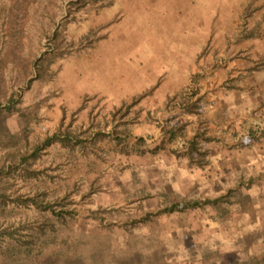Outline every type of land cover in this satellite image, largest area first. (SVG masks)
Segmentation results:
<instances>
[{
	"label": "rangeland",
	"instance_id": "1",
	"mask_svg": "<svg viewBox=\"0 0 264 264\" xmlns=\"http://www.w3.org/2000/svg\"><path fill=\"white\" fill-rule=\"evenodd\" d=\"M13 5L0 264H264V0Z\"/></svg>",
	"mask_w": 264,
	"mask_h": 264
},
{
	"label": "trees",
	"instance_id": "2",
	"mask_svg": "<svg viewBox=\"0 0 264 264\" xmlns=\"http://www.w3.org/2000/svg\"><path fill=\"white\" fill-rule=\"evenodd\" d=\"M29 0H14V5H13V9H12V13L14 15V18H13V21H12V27L14 29V31H16L18 28L20 30V23H22V16L21 14H23L25 8H26V4L28 3ZM80 6H84V2L81 1L79 3ZM12 37L15 39V41H19V34L18 32H13L12 34ZM38 66V64H36ZM41 66V65H40ZM38 66V68L40 67ZM38 72L39 74L41 75L42 74V71L40 69H38ZM155 90V88H154ZM5 95V91H4V87H3V81L1 79V75H0V97H3ZM138 101V100H137ZM136 101V102H137ZM2 104H0V129L3 130V127L1 125V123H3V117H2V114L5 113V112H9V111H12V107L8 106V107H2L1 106ZM130 108V106H129ZM263 128H264V121H263ZM4 131V130H3ZM264 131V129H263ZM262 131V132H263ZM60 139L59 135H54L53 138H50L48 140H46L44 143L41 144V146H38L36 148V151L35 153L33 154L34 157H37V153L44 147H47L48 145H50L52 142H55V141H58ZM191 152L193 153L194 151L198 152L199 150V147L195 144V142H191ZM201 157H204L205 154H200ZM200 163L203 165V161H200ZM205 163V162H204ZM200 164V165H201ZM3 194L0 193V198H2ZM229 196V195H225V196H222V197H219L217 199H214V200H207L203 203H206V204H211L213 206H216L225 201L226 200V197ZM2 203L4 204L5 202L2 200ZM200 205H202L200 202H183L182 204H173L172 206H170V208H168V211L173 213L175 211H181V210H185V209H189V208H197V207H200Z\"/></svg>",
	"mask_w": 264,
	"mask_h": 264
}]
</instances>
